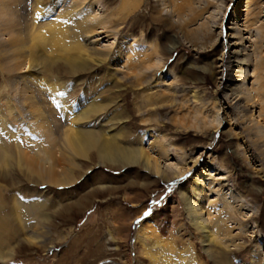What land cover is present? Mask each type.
Instances as JSON below:
<instances>
[{"label":"rangeland","instance_id":"rangeland-1","mask_svg":"<svg viewBox=\"0 0 264 264\" xmlns=\"http://www.w3.org/2000/svg\"><path fill=\"white\" fill-rule=\"evenodd\" d=\"M41 1L36 22L56 16L58 24L60 8L44 19L52 1ZM183 1L187 0H90L99 31L110 34L101 45L110 44L109 52L117 48L122 52L116 66L91 62V68L75 75L30 71L58 90L50 106L60 123L111 136L123 148H143L163 163L168 159L186 165L188 170L179 178L167 180L138 164L102 162L90 151L88 158L71 155L76 167L67 185L29 180L15 166L17 160L34 156L60 167L70 155L58 142L50 145L39 120L31 118L36 114L21 101L17 80L22 73L8 72L13 62H0V143L8 155L9 177H0V221L17 227V238L7 246L0 244V264H220L218 251L224 252L223 264H264V168L256 162L264 164V158L245 131L243 113L222 105L226 76L234 69L228 46L234 10L236 25L250 33L256 52L248 57L247 69L257 81L245 85L247 92L253 95L264 85V0H190L195 6L192 12ZM0 41L5 37L0 35ZM91 103L106 108L75 120ZM148 134L154 138L147 140ZM40 145L51 154L38 152ZM194 158L199 162L192 166ZM201 168L219 174L211 176L214 191L204 188V200L197 201L194 176ZM230 191L249 212L230 209ZM185 199L203 205L212 221L218 216L225 219L221 228H213V235L217 239L222 235L228 248L205 243L187 215ZM13 203L23 204L22 212L14 210ZM32 204L37 213H28ZM9 206L12 210H7ZM66 206L71 209L61 210ZM20 212H24L21 221L10 220ZM151 230L160 244L154 243V236L149 238ZM40 232L38 243L27 240ZM7 236L3 238L9 240Z\"/></svg>","mask_w":264,"mask_h":264},{"label":"bare ground","instance_id":"bare-ground-1","mask_svg":"<svg viewBox=\"0 0 264 264\" xmlns=\"http://www.w3.org/2000/svg\"><path fill=\"white\" fill-rule=\"evenodd\" d=\"M45 1L47 2V0ZM50 1H52L50 7L51 11L48 12L47 10L48 13L46 14L43 13V15L45 16L44 19L53 17V13H55L57 9L60 8L61 12L59 13L60 15L57 17L58 24L54 23L56 16L54 19L51 18V20L46 21L45 23L42 24L36 22L37 13L39 12L40 5L42 2L41 0H0V35L5 37V42L0 41V62L3 60L10 61V63L13 62L14 65L11 68V70H9L8 72L14 74L15 71L16 72L19 71L20 73H22L20 74V76H18L19 80H17L18 83H21L20 85L21 90L18 91V93L20 94V98H22V100L21 99L20 100L23 103L27 104V106H29L30 112L36 114L35 116H31V118H33V120L37 122L39 120L38 125L41 128H44L42 130L45 132V135L47 136L49 135L48 140H50L49 141L50 145H55L54 142H58L60 145L59 148L63 151L65 155L66 154L68 156L70 155V158L68 157V159L65 160V164L63 166L57 167L52 160H50L51 163L50 162L44 163V161L41 163L37 161L35 158H33L34 156L33 157L25 156L23 162H21L19 159L15 162V166L29 180L35 179L41 182H48V183L55 182L60 185H67L73 181L74 178L72 172L74 171L73 168L76 167V165L73 166L71 155H74V157L77 156V158L78 156L81 157L83 156L88 158L89 157L88 153L90 151H94L93 156H95L102 162H108L112 165L119 164L121 166H127V165L138 164L141 165L143 168L147 169L148 171H151L152 173L158 175L159 177L165 178L167 180H169L172 177L179 178L183 176L184 173L188 170V167L186 165H182V164L179 165L177 163L168 161V159L163 163V161H161L156 157L151 156L143 148H123L119 146L118 143H116L115 139L111 136L107 137L104 134L103 135L100 134L99 132L75 130L69 127L68 125H63L62 123H60L58 120L55 119L56 116L55 113L53 112L54 110H52L53 106L51 107L50 105L52 104V102L54 104L53 99L56 98H54L53 96L56 95V91L58 90L55 88L54 85L50 84L49 81L45 82L46 81L45 79L44 81L42 78L40 77L38 78V75L36 76L33 73H37L36 71H38V73H41V75L45 73H47V75L48 74L51 75V73H53L54 71H58V72L63 71L65 74L75 75L77 73L84 72L87 69L91 68V62L93 63L95 62L96 64L99 65L107 63L111 68V66L112 67L116 66L118 62V56L122 52L118 48L115 52H109V49L111 47L109 46L110 44L108 46L101 45V42L105 38H108L110 34L109 33L107 34L106 31H99L100 23H95L97 22L96 21L97 17L91 14L92 13L91 5L89 4L90 0H68V1L50 0ZM170 3L171 2H169V4ZM183 4H184L183 7L186 8L187 10H190L191 12L195 7L192 5L190 0L183 1ZM64 9L68 10V12H64ZM232 16L233 18L232 21L230 22L231 25L229 26L230 32L228 34V40H229L228 46L230 48L232 47L231 53L234 59V69L232 72H228L226 76L227 79L226 87H228V90H226L227 93L223 94L222 105L224 104L230 105L231 107L236 108L243 113L245 131L247 132V135H249L252 138V140L255 142V145L259 148L264 158V91L263 93H261L262 89L264 88V85L260 83L261 84L260 92H257L255 90V94H253L254 96L251 95V92L249 93L247 92V88L245 87V85L247 83L253 85L255 84V81H257L256 78L253 76V74H249L247 69L249 66H251L249 64L248 57L251 55L255 56L256 52L254 51L253 48L254 44H250V42L252 41L249 40V37L247 35L250 33H248V31L245 30L244 28H242L243 30L240 29L239 25H236L237 17L235 16V10ZM177 17H179V15H177ZM178 19L180 20V18ZM68 20H70L71 22L70 26H66L62 24V23H66ZM65 28H68L69 30L67 29L68 30L67 31L65 30ZM45 29L47 36L45 35L46 33L43 31ZM80 36H84V39L82 38L83 43L80 42L81 41L79 39ZM248 41L249 43H247ZM56 44L59 45L60 47H64L63 48L64 51L62 50L58 51L59 47H57ZM172 48L173 46H171V49ZM116 52H117L116 57H113L114 53ZM145 67L144 69H146L149 66L147 65V67L146 68ZM201 69L206 71L205 68H201ZM31 70L33 73L31 72L30 74ZM118 71L117 74L119 73ZM135 74H137V72ZM122 75L123 74H121V78ZM139 75H141V73ZM124 76L126 77V75ZM136 79L138 78L136 77ZM62 93L63 92H61V94ZM43 96L49 97V102L46 101L47 98L44 99ZM59 98L62 99V97ZM60 101L62 105L65 104L64 99ZM105 108L106 106H103L101 104L97 105L91 103L87 107V109L75 120L78 119L84 120L90 118L91 116L97 115ZM51 124H53L52 128H50ZM46 130H48V132ZM51 135L53 136L51 137ZM152 137L153 135L148 134L147 140ZM38 147H39L38 148L39 150H37L38 152L44 151L47 154L49 152H50L49 154H51V150L49 151V149H46L45 146L40 145ZM14 149L20 152L19 149L17 148ZM3 150H4L3 146L0 143V177L9 178L7 176L8 173L5 167L6 164L5 158H7L8 155L7 153L4 154ZM20 156L21 155H19V158ZM49 158L51 159L52 157ZM49 158L47 160H49ZM198 162L199 159L194 158V161L192 162V166L197 165ZM256 162L259 168L261 167L264 168L263 162H258V160H256ZM215 169L217 170V168ZM206 171L209 170H203L201 168L199 169L198 174L194 176V180L196 184L194 191H195V196L197 197V201L199 199H203L202 196L204 194L203 191L204 188H206V190H208L209 192L214 191L213 186H214V182L216 181L213 182L212 180L214 179L211 176L213 175L216 176L219 173L208 174V172L206 173ZM227 195L232 199L231 202H228L231 203L229 205L231 210L233 207V209L237 208L238 210L245 209L246 212L250 211V208L242 203L243 201L241 200V198L238 199L237 197H235L236 195L234 196L233 192L230 191L227 193ZM186 199L184 205L187 211V215L188 217H191V220L194 224L193 226L198 231L201 232V237L204 239L205 243L207 244L215 243L216 246L219 247L220 249L221 247L228 248L229 243L226 244L227 242L222 241L223 239L221 238L222 235L218 239L216 238L215 235H213L214 233H216L213 230V228L215 226L220 227L219 225H221V222H223V220L225 219L222 217L218 218L219 217L218 216L212 221V219L209 218L211 216L210 215L211 213L205 211L203 205L195 204V202L188 201ZM22 205L23 204H18V203L12 204L14 210L20 209L21 212H22L21 209ZM25 207L23 206V208ZM62 209L69 210L71 209V206H66L64 208H61V210ZM7 210H12V208L9 206L7 207ZM28 210H29L28 213H32L34 211L36 212L37 207L33 206L32 204L31 206H29ZM21 212L16 216H12L10 220L21 221V219L24 217L23 215L24 212L23 213ZM14 224H16V222ZM140 231L141 232L143 231L142 233H144V230H140ZM5 234L8 235L7 237H10L9 240H6L7 238L6 239L3 238V235L5 236ZM152 236H154L153 239L154 243H157L159 240V238H157L158 237L157 233L150 232L149 238H151ZM15 238H17V227L14 225H10L5 220L0 221V239H3V241L0 244L1 245L5 244L7 246L10 243L11 239L15 240ZM41 238L42 236L40 232V233H33L32 235L28 236L27 240L38 243L41 240ZM19 243H17L14 247L16 248L17 245L19 246ZM158 244H160V240ZM1 249L2 248H0V259H3ZM209 250L211 251L212 249H208L207 251ZM218 254L220 255L219 257L220 259H218V262L220 264H223L221 262L222 261L221 259L224 256V252L218 251ZM154 255H157V253H154ZM224 262H226V260Z\"/></svg>","mask_w":264,"mask_h":264},{"label":"snow or ice","instance_id":"snow-or-ice-1","mask_svg":"<svg viewBox=\"0 0 264 264\" xmlns=\"http://www.w3.org/2000/svg\"><path fill=\"white\" fill-rule=\"evenodd\" d=\"M148 213H145V215H147Z\"/></svg>","mask_w":264,"mask_h":264}]
</instances>
